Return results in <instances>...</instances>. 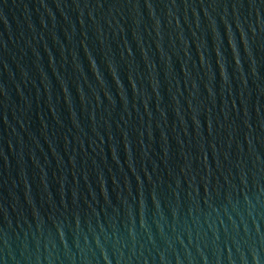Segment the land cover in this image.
<instances>
[{
  "label": "water",
  "instance_id": "95a60500",
  "mask_svg": "<svg viewBox=\"0 0 264 264\" xmlns=\"http://www.w3.org/2000/svg\"><path fill=\"white\" fill-rule=\"evenodd\" d=\"M0 264H264V0H0Z\"/></svg>",
  "mask_w": 264,
  "mask_h": 264
}]
</instances>
